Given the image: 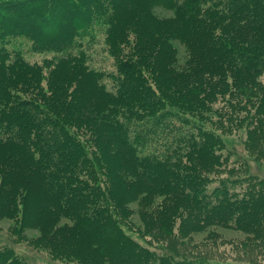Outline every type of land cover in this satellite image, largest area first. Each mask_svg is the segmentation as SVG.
Instances as JSON below:
<instances>
[{
    "label": "trees",
    "instance_id": "16d2710c",
    "mask_svg": "<svg viewBox=\"0 0 264 264\" xmlns=\"http://www.w3.org/2000/svg\"><path fill=\"white\" fill-rule=\"evenodd\" d=\"M214 119L248 140L264 131V0H0V219L13 234L80 240L102 264H193L152 261L131 238L176 209L183 230H257L264 180L242 175ZM0 264L24 262L0 244Z\"/></svg>",
    "mask_w": 264,
    "mask_h": 264
},
{
    "label": "rangeland",
    "instance_id": "374dc122",
    "mask_svg": "<svg viewBox=\"0 0 264 264\" xmlns=\"http://www.w3.org/2000/svg\"><path fill=\"white\" fill-rule=\"evenodd\" d=\"M31 59L39 61L43 58L39 54L28 55ZM187 53L184 48H179L177 53L176 67L182 69L187 61ZM218 132L222 134V140L230 152V160L237 164L243 163L246 167L242 175L246 173L255 179L264 180V131L254 130L248 140V130L245 124L230 126L225 119H214ZM252 129V128H251ZM261 132V133H260ZM241 173L239 176H242ZM135 208V207H134ZM180 209L170 211L172 216L167 221L165 230L159 227L162 218L154 219L148 227V235L145 238L134 235L131 239L140 245V250L152 254L151 260L156 258H169L174 261L190 260L193 264L198 261L207 262L212 260L217 264H245L244 260L251 256L259 263L264 264V218L259 214L252 217L256 222L257 230L233 231L217 228H204L196 232V228L187 225L183 230L179 225L183 222ZM130 218L136 225L143 226L138 215L132 214ZM144 227V226H143ZM51 231V229H49ZM14 227L6 219H0V244L12 249L24 264H73L76 261L63 262L53 259L48 255V249L60 250L53 257L78 259L88 264H102V258L95 254L82 241L66 238L68 249L59 245H52V241L43 237L36 241L31 240L39 236L38 232L19 231L13 234ZM71 244V245H70ZM44 248L46 250H42ZM67 261V260H66ZM78 264V263H77ZM111 264H116L111 263Z\"/></svg>",
    "mask_w": 264,
    "mask_h": 264
}]
</instances>
